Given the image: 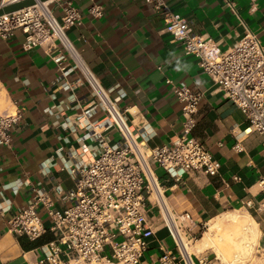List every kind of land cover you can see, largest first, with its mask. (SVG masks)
<instances>
[{"label":"crops","instance_id":"0c3cea01","mask_svg":"<svg viewBox=\"0 0 264 264\" xmlns=\"http://www.w3.org/2000/svg\"><path fill=\"white\" fill-rule=\"evenodd\" d=\"M168 1L173 13L191 21L196 34L218 41L222 50L233 47L247 31L264 44V0ZM94 3L104 8L101 18L89 13ZM77 6L82 24L68 30L69 38L106 88L123 91L119 105L149 148L176 142L182 130V103L167 80L204 94L193 136L220 162V173L186 174L175 182L158 172L162 203H156L155 194L150 196L147 220L155 235L141 264H160L166 252L176 258V264H186L182 248L167 227L168 215L176 225V219L185 220V233L191 236L210 222L224 224L245 210L248 216L237 218L242 223L253 220L259 236H264V216L258 215L257 221L245 205L260 193L264 147L243 113L217 89L198 59L187 55L165 31L164 21L146 0H80ZM52 8L59 16L60 9ZM24 42L21 31L11 39L0 38V111L18 110L22 115L10 130L11 144L0 145V264H38L42 247L53 234L31 241L9 233L8 222L36 189L49 192L57 209L71 205L52 189L73 188V180L61 167L71 154L94 145L85 138L88 126L102 117L100 111L91 118L82 117L76 107L89 103L87 86L80 85L74 92L63 90L56 83V64L40 47L25 50ZM78 78L80 74L74 73L69 81ZM109 134L119 140L115 130ZM40 216L49 226L42 207ZM192 255L195 264L207 263L204 251Z\"/></svg>","mask_w":264,"mask_h":264},{"label":"built area","instance_id":"2783aa9c","mask_svg":"<svg viewBox=\"0 0 264 264\" xmlns=\"http://www.w3.org/2000/svg\"><path fill=\"white\" fill-rule=\"evenodd\" d=\"M5 1L0 0V7L9 5ZM78 1L53 0L0 16V38L8 40L17 31L23 32L25 50L40 47L56 64L59 72L56 83L63 90L74 92L80 85L87 86L89 103L76 107L82 117L91 118L97 111L102 113L99 120L89 124L85 137L94 145L71 154L61 167L73 180V188L52 189L71 205L57 209L49 192L36 189L27 205L9 220L8 232L31 241L53 234L54 238L42 247L43 256L38 264H141L155 235L147 220L150 196L155 194L156 203H162L163 185L158 172L180 182L184 175L192 173L217 176L221 164L193 136L204 94L171 80L167 83L182 103L181 133L170 145L147 146L127 111L119 105L123 91L119 87L106 88L68 36L70 28L82 24ZM146 2L164 21L165 31L180 43L187 55L198 59L199 67L217 89L243 113L249 129L262 138L264 147V44L259 37L247 31L233 47L222 50L218 41L196 34L190 20L173 13L168 0ZM52 5L60 9L59 16ZM89 13L98 19L103 16L104 8L94 3ZM74 73H79L81 78L70 82L69 77ZM21 117L18 110L0 111V145L11 144L10 130ZM111 130L119 134V140L111 137ZM235 148H239L238 144ZM258 185V198L245 205L252 213L264 216V177ZM41 207L49 226L40 216ZM167 227L184 253L176 235L181 237L179 226L174 231L167 221ZM191 240L205 242L203 236ZM176 263V258L168 252L160 257V264ZM185 263L194 264L190 255Z\"/></svg>","mask_w":264,"mask_h":264},{"label":"rangeland","instance_id":"374dc122","mask_svg":"<svg viewBox=\"0 0 264 264\" xmlns=\"http://www.w3.org/2000/svg\"><path fill=\"white\" fill-rule=\"evenodd\" d=\"M248 214L249 213L247 211L243 210L242 212H237L234 215H236L237 217H241L242 215L248 216ZM252 215L257 221L260 220V217L257 214L252 213ZM237 217L230 218L226 223L223 224V227L219 228L213 227L212 222H210L205 227H201L198 232L192 234L191 236H188L185 233L187 225L185 220H183L182 218H178L176 219V221L183 236L182 237L180 234L181 240L183 241V244L189 248L190 256L193 253L204 251L207 255V263L205 264H264V236L262 235V233H260L259 239L254 242L253 245L255 246L250 249V252L248 254L239 256L238 258L233 255L234 252L232 251L234 250L232 248L227 247V253L225 249H220L217 245L216 239L218 238V235H222L225 231H227V229H231V227L233 228V226L225 227L226 225L232 223L235 220L242 221V219ZM201 236L204 237L205 244H202L196 240H191L192 238L199 239ZM228 256H230L231 258H229ZM191 257L194 259L193 255Z\"/></svg>","mask_w":264,"mask_h":264},{"label":"bare ground","instance_id":"6f19581e","mask_svg":"<svg viewBox=\"0 0 264 264\" xmlns=\"http://www.w3.org/2000/svg\"><path fill=\"white\" fill-rule=\"evenodd\" d=\"M16 1H20V0H6L5 3L10 4V3H13ZM48 3H50V2H46L44 5H46ZM167 215H168V213H167ZM167 221L169 222L170 225L172 222L173 229L175 231V227L177 225H176V223H174L175 221L173 220L171 215H168ZM212 225H213V227H217V228L223 227V223H220L219 221H217L215 224H212ZM228 226L229 227L233 226V228L231 227V229H227V231H225L222 235H218V238L216 239L217 245L219 246V248L225 249V250L227 247L232 248L234 250V251H232V252H234L233 255L237 258L239 256L248 254L250 252V249L252 248V245L254 244V242H256L258 240V237H259V230H258V227L255 224V222L253 220H249V221L242 223L238 220H235L232 223L226 225L225 227H228ZM179 234H181L180 230H179ZM176 235H177V238L179 239L185 253L187 254V256L190 255L189 248L183 244L181 237H179L177 233H176ZM181 236H182V234H181ZM203 244H205V242ZM227 253H228V251H227ZM228 257L231 258L230 256H228ZM232 259H233V257H232Z\"/></svg>","mask_w":264,"mask_h":264},{"label":"water","instance_id":"95a60500","mask_svg":"<svg viewBox=\"0 0 264 264\" xmlns=\"http://www.w3.org/2000/svg\"><path fill=\"white\" fill-rule=\"evenodd\" d=\"M51 1H53V0H20V1H16V2L11 3L9 5H6L4 7H0V16L19 11L23 8L34 6L36 4H43V3L51 2Z\"/></svg>","mask_w":264,"mask_h":264}]
</instances>
